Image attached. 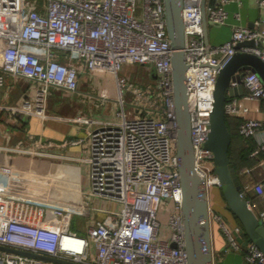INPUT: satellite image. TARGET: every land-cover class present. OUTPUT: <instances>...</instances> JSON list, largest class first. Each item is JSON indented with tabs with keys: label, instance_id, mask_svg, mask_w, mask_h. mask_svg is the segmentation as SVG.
<instances>
[{
	"label": "built area",
	"instance_id": "built-area-1",
	"mask_svg": "<svg viewBox=\"0 0 264 264\" xmlns=\"http://www.w3.org/2000/svg\"><path fill=\"white\" fill-rule=\"evenodd\" d=\"M231 1L243 0H217L214 6L204 0L207 22L227 23L223 5ZM256 1L264 11V0ZM233 15L240 19L238 11ZM183 21L190 136L195 170L204 180L208 200L212 187H220L214 152L206 146L217 75L246 39L254 45L239 49L264 60V15L253 26L233 25L229 38L219 43L205 41L202 0H184ZM171 55L164 0H0V86L7 74L34 86L31 99L4 107L11 121L17 122L18 113L55 117L46 110L52 89L76 90L85 72L111 73L118 102L117 119L71 118L85 124L89 155L54 150L80 144L83 136L59 142L29 134L27 145L0 144V244L86 264H187ZM126 63L152 66L156 89H143L121 74ZM240 83L245 92L226 99L225 113L241 117L238 131L248 138L264 127L263 116H248V102L264 100V82L257 72L246 70ZM238 84L230 80L229 86ZM125 91L135 97L129 108ZM98 96L109 99L108 89L103 87ZM255 110L262 112L259 106ZM262 149L264 142L253 153ZM9 152L85 162L88 188L72 181L60 184L31 166H20L8 159ZM253 186L264 192V180ZM72 191L81 208L88 196L113 201L119 208L115 216L107 214L89 225L87 235H79L69 228L74 207L65 197ZM163 212L166 222L159 216ZM208 212L226 235L228 247L243 249L251 264H264L257 244L248 241L243 246L237 240L233 231L239 226L230 228L209 203ZM256 214L264 223V210ZM0 264L51 262L0 249Z\"/></svg>",
	"mask_w": 264,
	"mask_h": 264
},
{
	"label": "crops",
	"instance_id": "crops-1",
	"mask_svg": "<svg viewBox=\"0 0 264 264\" xmlns=\"http://www.w3.org/2000/svg\"><path fill=\"white\" fill-rule=\"evenodd\" d=\"M223 6L229 16L227 23L219 24L207 22L208 40L211 43H219L227 40L231 34L233 25L238 23L253 26L254 21L264 15L262 7L256 0H243L241 2L231 1L225 3ZM236 11L240 13V19L234 18L233 14ZM130 65H136L135 70L131 69ZM121 72L133 81V76L139 73L138 75H143L146 79L145 82L140 85L143 89L151 87L152 89H156L155 73L150 65L126 63L123 65ZM113 77L112 74L108 72L82 73L76 90L69 91L62 88L52 89L48 96L46 110L48 113L55 115V117L41 119L38 116H28L18 113L15 115L17 122H13L8 118L9 116L7 112H5L4 107L20 105L25 98L31 99L34 95V86L24 77L15 78L7 74L4 78L3 85L0 86V105L3 107V110L0 111V144L15 145L22 141L27 145L30 141L28 138L29 134L35 137L43 136L47 139L59 142H63L72 137L83 136L84 140L80 144L61 145L55 147L54 150L59 153L74 156L89 155L90 141L89 138L86 137L87 132L85 124L72 120L71 118L78 115L95 117L89 115V113H92L90 109L94 111L95 108L100 106V109L104 111V117L95 118L110 119V113L105 112L108 103L111 100H116L117 88L115 79L112 80ZM103 87L108 89L109 99L102 100L98 96L99 91ZM79 91L85 94L79 95ZM130 92L131 91H127L129 94ZM87 100H92L94 105L88 107ZM248 105L251 107L248 116L264 117V100L248 102ZM116 106L118 109V102ZM256 106H259L262 112H257L255 110ZM234 117L241 118L239 116ZM231 128L232 131L235 132V138L231 143V154L240 168L238 176L242 183L245 196L257 213L264 210V192L258 193L253 184L257 181L264 180V149L256 154H254L253 151L260 143L264 142V127L259 128L255 134L246 139L240 135L237 123H232ZM246 140L252 146L250 153H248L251 159L247 163H245L240 156V150L244 146ZM7 154H9L8 159L10 161L24 167L31 166L36 172L51 177L60 184H66L68 181H72L83 187L84 183L86 185L89 183L87 176L85 177V174L82 173V166L80 163L82 161L65 159L62 157L33 156L29 153L9 152ZM3 156L4 155L1 154L0 159L3 158ZM86 167L89 170L87 163ZM14 189H18V187ZM66 197L65 199L73 203L74 207L71 212L69 228L82 236L87 235V228L89 225L93 224L97 219H102L107 214H113V212H116L119 208V205L113 201L89 196L86 200L87 203H84V208H81L75 192L68 193ZM73 200L75 202H73ZM208 203L211 210L222 215L223 220L230 228L233 229L239 226L235 216L228 209L219 187H212L208 195ZM113 216H115V214H113ZM210 229L212 264H251L244 258L243 249L228 247L226 235L217 221H212L210 223ZM248 241L249 240H247V242ZM241 245L243 244L241 243Z\"/></svg>",
	"mask_w": 264,
	"mask_h": 264
},
{
	"label": "water",
	"instance_id": "water-1",
	"mask_svg": "<svg viewBox=\"0 0 264 264\" xmlns=\"http://www.w3.org/2000/svg\"><path fill=\"white\" fill-rule=\"evenodd\" d=\"M216 2L217 0H212V6ZM164 4L166 26L172 48L171 68L176 117L175 150L182 189L181 212L187 264H212L210 229L212 220L209 217L204 180L195 170V155L190 136V107L186 81L188 64L185 59L186 36L183 21L184 0H164ZM202 14L204 38L208 42L204 0H202ZM252 45H254L252 39L240 41L237 44L238 50L219 69L213 91L210 133L206 146L214 152L215 171L220 181L221 194L228 209L239 222V231H233L237 240L243 245L247 243V240L252 241L264 252V223L250 206L234 163L229 157L232 133L228 128L225 113L226 99L241 96L245 92L240 80L246 70L257 72L264 82V60L256 53L239 49L242 46ZM230 80H237L239 84L229 86ZM0 249L38 257L55 264H86L2 244Z\"/></svg>",
	"mask_w": 264,
	"mask_h": 264
},
{
	"label": "rangeland",
	"instance_id": "rangeland-1",
	"mask_svg": "<svg viewBox=\"0 0 264 264\" xmlns=\"http://www.w3.org/2000/svg\"><path fill=\"white\" fill-rule=\"evenodd\" d=\"M135 66L136 65H130V68L131 69H133V70H135ZM140 72V71H139ZM121 74H123L122 72H121ZM139 74V73H138ZM135 75V76H133V79H134V81H135V83L138 85V86H140L141 84H143L144 82H145V78L143 77V75ZM141 74V73H140ZM112 77H113V75H112ZM115 78L113 77L112 78V80H114ZM133 81V82H134ZM141 87V86H140ZM78 94L80 95V94H85L84 92H78ZM134 96V94L133 93H131L130 92V94L129 93H127V91H125V94H124V97H125V100H126V104H125V107L126 108H129L130 107V105L128 104V103H130L131 102V100H133L135 97H133ZM87 105H88V107H90L91 105L93 106L94 104L92 103V100H87ZM117 101L116 100H111L109 103H108V105H107V109H106V112L105 113H107V112H109L110 113V115H109V117H110V119L112 118V119H115V118H118V116H117V113H116V110H117ZM139 105H143V100L142 101H139ZM99 106V105H98ZM105 110V109H104ZM90 111H92V113H89V115H92V116H95V117H99V118H102V117H104L103 116V113H104V111H102L101 109H100V106L99 107H97V108H95L94 109V111L93 110H91L90 109ZM81 163V166H82V173H84L85 174V177L87 176V180H89V170L87 169V167H86V163L85 162H80ZM83 188L84 189H87L88 188V184L86 185L85 183L83 184ZM166 214V213H165ZM165 214H164V212L163 213H160V219L163 221V222H166V216H165ZM51 264H55V263H52L51 262Z\"/></svg>",
	"mask_w": 264,
	"mask_h": 264
},
{
	"label": "trees",
	"instance_id": "trees-1",
	"mask_svg": "<svg viewBox=\"0 0 264 264\" xmlns=\"http://www.w3.org/2000/svg\"><path fill=\"white\" fill-rule=\"evenodd\" d=\"M227 117V125H228V128L232 131V128H231V124L232 123H237V125H239V122L241 120V118H237V117H234V116H230V115H226ZM232 133V141L233 139L235 138V132H231ZM246 139V138H245ZM231 141V143H232ZM252 149V146L249 144V142L246 140L244 142V146L241 148L240 150V156L241 158H243L244 162L247 163L251 157H249L248 153H250ZM229 157H230V160L234 163V166L236 168V171L237 173L239 174V170L240 168L238 167L237 165V162H235L234 158H233V155L231 154V145H230V148H229ZM252 162V161H251ZM236 218V217H235ZM236 221L238 222V219L236 218ZM239 223V222H238Z\"/></svg>",
	"mask_w": 264,
	"mask_h": 264
},
{
	"label": "bare ground",
	"instance_id": "bare-ground-1",
	"mask_svg": "<svg viewBox=\"0 0 264 264\" xmlns=\"http://www.w3.org/2000/svg\"><path fill=\"white\" fill-rule=\"evenodd\" d=\"M69 243V242H68Z\"/></svg>",
	"mask_w": 264,
	"mask_h": 264
}]
</instances>
